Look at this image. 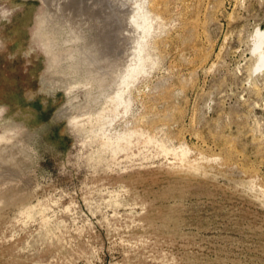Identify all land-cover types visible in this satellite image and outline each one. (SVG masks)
I'll list each match as a JSON object with an SVG mask.
<instances>
[{"label":"rangeland","instance_id":"rangeland-1","mask_svg":"<svg viewBox=\"0 0 264 264\" xmlns=\"http://www.w3.org/2000/svg\"><path fill=\"white\" fill-rule=\"evenodd\" d=\"M87 3L0 0V264H264V0Z\"/></svg>","mask_w":264,"mask_h":264},{"label":"bare ground","instance_id":"bare-ground-1","mask_svg":"<svg viewBox=\"0 0 264 264\" xmlns=\"http://www.w3.org/2000/svg\"><path fill=\"white\" fill-rule=\"evenodd\" d=\"M46 3H48L49 5L50 4H54V0H44ZM60 2H58L59 4L55 5L57 6V10L54 11L53 13L52 12H49V16H48V19L46 21L47 25H51L54 20L57 18V17H60V23L59 25H61V27L63 28V26L65 25H68V27L66 26V28H69V32L71 34L70 38L67 37V39H65V43H73L74 40H77L78 42L83 38L84 39V35L83 34H86V31L83 29L82 30V27H83V22L85 20L83 19H87V22L89 23V25L93 24V22H90V19H91V16H94L96 17L95 19H100L101 21L103 20L102 19V14L100 13L101 9L98 11V10H95V8H93L92 6H89V4L87 3V0H80V3H85V6H80L79 7V10L77 12H75V15L74 17H76V19H73L72 17V14L69 13L67 15V6L66 5V1H61L59 0ZM54 2V3H53ZM100 3V2H99ZM92 5V4H91ZM94 7H96L94 5ZM69 8V7H68ZM71 8V7H70ZM69 8V9H70ZM56 9V8H54ZM90 9H92V11H90ZM68 16V17H67ZM72 20H71V19ZM134 18V17H133ZM135 19V18H134ZM82 20V21H81ZM135 22H136V19H135ZM93 27V26H91ZM60 28V29H62ZM60 29L58 31H60ZM264 30V29H263ZM262 29H257L256 30V33L254 35V39L252 40L253 42V45H252V51L253 53H255L256 55V67L255 69L256 70H259V69H264V31ZM57 32V31H56ZM57 41V40H56ZM56 41H52V45L53 46H56L57 43ZM97 42L94 43L93 46V49L95 48V46H97L96 44ZM91 46V47H92ZM59 47V46H57ZM97 48V47H96ZM75 49V48H74ZM81 49V48H80ZM79 49V50H80ZM93 49H91L90 51V54H89V51L86 53V56L88 57V62H89V56L93 55ZM78 50V52H80ZM105 50V49H104ZM142 60H143V57H142V50L139 49L138 50V62L137 64L131 66L132 69L131 70V73H130V77H133L134 75H138V73L141 71V65L143 64L142 63ZM72 66V65H71ZM74 68V67H73ZM79 68V67H78ZM75 69V68H74ZM255 70V71H256ZM129 71V70H128ZM86 73L88 74V72L86 71ZM89 74H92V71L89 72ZM92 78V77H91ZM125 80H126V77H125ZM130 82V81H129ZM125 89V88H124ZM123 89H120L117 93V95L113 96L111 98V102H117L118 103V100L119 98L122 96V94L125 92V90ZM116 93V92H115ZM110 99V97H109ZM108 102V101H107ZM105 110V108H103ZM102 109V110H103ZM85 110V109H84ZM109 109L106 108L105 112H104V116L106 117V115L110 112L108 111ZM103 116V114H102ZM101 117V116H100ZM104 128V127H103ZM105 135V134H104ZM184 150V148H183ZM182 150V151H183ZM186 150V149H185Z\"/></svg>","mask_w":264,"mask_h":264}]
</instances>
